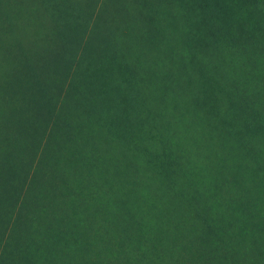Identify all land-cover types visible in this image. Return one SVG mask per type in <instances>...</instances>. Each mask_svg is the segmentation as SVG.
Wrapping results in <instances>:
<instances>
[{
  "label": "trees",
  "instance_id": "16d2710c",
  "mask_svg": "<svg viewBox=\"0 0 264 264\" xmlns=\"http://www.w3.org/2000/svg\"><path fill=\"white\" fill-rule=\"evenodd\" d=\"M110 1L115 8L108 15L122 11L132 20L130 27L101 19L103 11L91 4L79 13L75 5L64 10L51 0V16L69 31L64 40L71 52L81 49V58L75 68L72 60L51 69V92L43 89L31 100L39 124L34 140L44 141L43 153L34 152L39 155L34 164L17 153L33 116L21 126L5 111L10 102H1L0 264H71L63 252L68 245L78 253L94 245L97 264H264V230L251 191H237L238 216L229 210V198L195 186L158 121L166 105L177 107L182 98L171 86L185 93L189 85L204 84L202 54L211 58L216 48H227L244 71L232 75L234 82L206 81L207 93L217 94L195 104L210 105L200 116L209 130L201 133L202 140L214 150L220 138L224 148L217 153L241 173L231 170V175L246 176L264 191V88L246 66L250 59L259 61L247 51L259 40L254 32L264 26V0H253V10L244 9L249 0H218L222 7L209 0L210 10H220L202 27L216 33L199 30L182 40L173 38L166 0ZM177 1L196 16L197 0ZM5 2L0 0L3 17L9 12ZM63 11L59 19L56 13ZM246 17L254 30L243 25ZM160 43L168 72L149 57L148 49ZM166 78L167 95L160 92ZM241 84L254 89H240ZM220 98L226 101L223 108ZM164 206L168 222L156 216ZM27 249L41 260L32 263Z\"/></svg>",
  "mask_w": 264,
  "mask_h": 264
},
{
  "label": "rangeland",
  "instance_id": "374dc122",
  "mask_svg": "<svg viewBox=\"0 0 264 264\" xmlns=\"http://www.w3.org/2000/svg\"><path fill=\"white\" fill-rule=\"evenodd\" d=\"M212 1L219 4L218 0ZM58 2H61L64 10H71L75 5V7H78L79 13L87 12L89 10L88 5L91 4L97 10L101 9L103 11L101 19H107L115 27L127 26L128 28L132 23L130 18L124 17L122 11L115 17L108 15L110 9L115 8V3L110 0H58ZM252 2L253 0H249L244 9L251 8L253 10L254 4ZM166 5L172 8L169 12L168 20L173 32V38L176 37L182 40L191 32H200L199 30L203 34H206V32L207 34L216 33L202 27L203 23L209 25L210 14L220 10L218 7L216 10H210L212 4L209 0H197L193 3L196 16L187 14L188 7H182L177 0H166ZM4 8L9 12L5 17L0 15V105L5 108V104L10 102L5 111L8 115L10 112L12 118H17L16 120L21 123V126H27L23 123L25 117L33 116L32 122L34 124L31 126L32 129L23 133V141L20 147L17 148V153L21 156L24 163L29 164L32 162L34 164L39 157V155L34 156V152L40 150L43 153L44 141H39V138L34 140L35 133L38 131L36 127L39 124L35 122V104L31 100L37 97L40 98V91L42 92L43 89L48 88L51 92V69L58 70L64 66H69L72 60H74L72 68L77 66L78 60L81 58V49L77 52L69 50V45L66 44L67 42H65L63 37L69 31L64 28L61 22L51 16V0L45 2L42 0H6ZM232 11L236 16L235 7ZM65 14L66 12L63 11L56 13V16L62 19ZM261 22H264V16ZM254 24L257 26L256 20ZM139 25L138 23L133 26L132 36L136 35L134 27ZM243 25L248 29L249 27L252 28L253 23L246 17L243 20ZM252 29L254 30V28ZM221 31L223 32V30ZM254 34L259 40L248 49L247 53L249 56L256 57L259 61L256 63L250 59L246 66L247 68H252L253 72L257 74L254 78L257 80L260 78V84L264 88L263 23L259 31L254 32ZM82 37L86 41L88 35ZM178 48H181V45ZM148 50L150 59L157 60L156 67H165L164 72H168L167 67L162 64V61H164L162 43H160V48L158 45H152ZM74 52H76L75 55ZM228 52L227 48L218 47L213 50L211 58L205 52L202 54L203 59L201 58L199 65L201 73L205 72L204 78L207 82L219 83L220 85L229 83L228 80L234 82L232 75L244 71L241 66L244 63L241 62L237 66L235 60L238 62L241 60L227 55L226 53ZM36 80L39 82V88L35 83ZM206 81L201 82L204 83L201 85H189L185 93L182 87L173 84L171 91L177 95L180 93L182 98L177 103V107L166 105L160 116H158V121L168 133L184 170L191 178L193 184L206 192H212L210 189L212 188L216 191L214 195L229 198V200L226 199L229 204L228 208L238 216L240 215V210L235 205L236 200L239 198L237 197L239 196L237 191L241 189L250 190L251 197H249V200L257 205L254 214L258 219L262 220L261 228L264 230V201L260 198L264 196V191L260 187H256L246 176L234 178L231 175V170L237 174L241 173L236 172L235 167L229 161H224L221 154L217 153L224 148L220 138L216 139L217 144L214 146V150L211 149L212 146L207 145L205 147V143L202 140L204 136L201 133L207 134L209 130L208 123L203 124L200 122V116L203 111L207 110L209 112L210 105L206 100L202 101L199 107H196L195 104L199 100L207 99L210 93L212 96L217 94L214 89H209L210 93H207L206 85L208 83ZM168 88L169 81L166 78L164 88L160 92L167 95ZM240 89L251 90L254 88L241 84ZM219 101V106L223 108L226 101L221 98ZM1 102H5V104H1ZM20 117L21 120L19 119ZM210 118L211 116L208 119ZM32 140H34L33 143ZM48 148L51 156V141H48ZM260 149L264 152V144H262ZM204 155L209 156L207 161L203 159ZM201 165L205 166L204 171L201 169ZM166 209L167 206L162 207V210L156 215L164 218V222H168L169 219L166 215ZM243 214L252 218L248 210L244 209ZM49 241L51 242V240ZM11 242L12 240L9 243ZM68 246L69 249L63 248V252L65 257L71 261V264H86L85 262L97 264L99 261V257L95 253L98 252V249H94V245L82 249L83 252L81 253H78L77 249L70 248L71 245ZM25 255H30L28 249ZM28 258L32 263L41 260L37 259V257L31 258V255ZM8 264L11 263L9 262Z\"/></svg>",
  "mask_w": 264,
  "mask_h": 264
}]
</instances>
